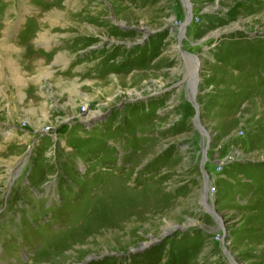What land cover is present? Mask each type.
I'll return each instance as SVG.
<instances>
[{"label":"rangeland","instance_id":"rangeland-1","mask_svg":"<svg viewBox=\"0 0 264 264\" xmlns=\"http://www.w3.org/2000/svg\"><path fill=\"white\" fill-rule=\"evenodd\" d=\"M188 3L0 0V264H264V0ZM51 132L82 145L47 208L22 181L54 182Z\"/></svg>","mask_w":264,"mask_h":264},{"label":"crops","instance_id":"crops-1","mask_svg":"<svg viewBox=\"0 0 264 264\" xmlns=\"http://www.w3.org/2000/svg\"><path fill=\"white\" fill-rule=\"evenodd\" d=\"M55 56H56L55 59L58 60V65L56 64L55 68L56 67L58 68V66L61 64V61L59 63V60H60V57L62 56V54L61 53H58V54L55 53L54 54V57ZM36 62L37 63H34L36 65V67L34 68L35 71L36 70L38 72L39 71H43V72L44 71H52V67L51 68L50 67L43 68V65H44L43 60H41V59L38 58V60ZM39 63H42V64H39ZM67 65H68V63L66 64V66ZM34 70L33 69H30V71H34ZM19 71H20V68H19ZM130 103H133L135 105L138 104L140 106L138 110L136 109L133 112H131L130 109H128L129 117L132 116V115H134V114H136V115L140 116V118H141L140 119V122H139L140 125H136V131L138 133L141 130L144 131V128L146 127V124H144V120H143V117H144L143 114H144V112H148V109L151 108L153 110V116H157V114H158L157 112L160 110V108H162V105L164 104V102L161 100L160 97L159 98H155V99L154 98H149V99H146L144 101L143 100H139V101L130 102ZM143 105H145L144 109H143ZM146 106H148V108ZM113 111H115V110H112L111 113ZM120 111H121V109L120 110L117 109L115 112H120ZM111 113L108 116H110ZM103 115L104 114H101V116H99L98 118H96L97 120L95 119L94 121H92L90 123L84 121V119H80L79 121H77L75 123H73V122L71 123L70 122V124H71V127H73V126H75L77 124H80L81 126L85 127L86 129H91L95 125L96 122H99V121L104 120L105 118H107V116L106 117H102ZM153 118H154V121L158 119V117H153ZM141 121H143V123ZM138 129L140 131H138ZM95 131H98L97 127L93 128V131L92 132H95ZM92 132H91V134H92ZM156 132H158V131H156ZM156 132H154V133L156 134ZM51 134H52V132L50 134H47V135L46 134L40 135L37 138V139H39V142H37V144H38V154L40 156L39 161L42 158H44L46 160H50L51 158L54 159V161L51 162V163H49V164H46V161H44L41 164L42 169L48 175H49V172L50 171H52V170L54 171V173H53V175H55L54 176V178H55L54 179V182H52L53 180H50V181H47L46 183H43L41 185H39V184L34 185L31 182V180L29 179V176L31 174H28V177L26 176L25 177V181H23L24 185H26L29 188V190H30V192L32 194H35L36 195V198L37 199L43 200V202L46 201V205L44 203H43V205L46 206L47 208H51L52 205H53V201H54V199L56 197L57 190L59 189L58 178H60V177L63 176V168L64 167H67V165L64 166V163L66 161H68V159H72L73 157L77 156L79 154V152L81 151V145H82V144L81 145H75L74 142H75V139H76V135H73L72 136V135H70V132L67 133L70 136H67V137L63 138L65 140H72V141L69 142V145L68 144H65L64 141H62L63 139H60L59 140L58 138L54 137V135H51ZM138 135L140 136V134H138ZM90 137H91V135H90ZM90 137H88V139H90ZM17 138H18V136H17ZM21 138L23 139L24 136L21 137ZM62 142L64 144H62ZM124 144H126V143H124ZM2 145H4V142H3V140H0V146H2ZM128 146H129L128 148H130L131 150H132V148H134L135 153H137V152H141L142 151L143 143L140 140H137L136 139L134 141H130V143H129ZM67 149H69L71 152L70 153H67L66 152ZM32 153L33 152H31V155L24 161V163L29 162V163H26L25 164V168H26L27 171H25L24 174H26L27 172L29 173V171L30 172L32 171V159H31ZM160 156L161 155H159L158 157H160ZM30 159H31V161H30ZM161 165L165 167L166 163H163L162 162ZM162 166H160V167H162ZM148 167H149V163H147L144 168H148ZM54 168H55V170H54ZM80 168H81V171L83 173L86 172V167L84 165H82V167H80ZM158 172H159V170H158ZM86 174H87V172L84 175H86ZM157 176H158V174L156 176H154V177H151L150 183L156 184V182L158 180H160V179H156V181H154V178L157 177ZM144 178L146 180L147 178H149V176H144ZM13 179L14 180L12 182H13V184H15L19 178L18 177H14ZM48 184H51V185H48ZM40 186H41V190L38 191V188ZM141 188L142 189L144 188V186L142 184L140 185V189ZM135 189L138 190V187H135ZM245 189L248 190V188H246V187H245ZM19 200L23 201L21 203V206L22 205L23 206H27L28 204L30 205L29 202L26 204V202L24 200H22V199H19ZM255 202H257V201H255ZM40 205L42 206V202H41ZM19 206L20 205H18L16 207H19ZM187 244L184 245V247H183L184 249L190 248V245H187ZM184 253H185V256H183ZM181 258H183V262L182 263H180L179 261H177L176 263L172 262L171 264H186V260L187 261L190 260V254L188 253L187 250H185V252L182 253V256L180 257V259ZM146 261H148V258L145 259L144 261H142V263L144 264ZM153 262L155 264V261L153 259H151L149 261V264H153ZM167 263H168V261H167Z\"/></svg>","mask_w":264,"mask_h":264},{"label":"bare ground","instance_id":"bare-ground-1","mask_svg":"<svg viewBox=\"0 0 264 264\" xmlns=\"http://www.w3.org/2000/svg\"><path fill=\"white\" fill-rule=\"evenodd\" d=\"M185 3L187 4V8L188 9H190V4L185 0ZM190 20V17H187V19H186V23L188 22ZM184 26H185V24H183ZM181 28H183V26L181 27ZM191 59H193V64H194V68H195V70L193 71V74H194V76H193V79H194V83H193V86H192V92H193V90H194V87H195V85L197 84V76H198V72H197V69L199 68V66H200V64L198 63V60H197V58H195V57H193V56H191ZM197 73V74H196ZM197 86V85H196ZM95 115V114H94ZM196 122H197V119H196ZM196 125H198V127L199 128H201V126H200V124H199V120H198V122L196 123ZM203 130V129H202ZM203 133H204V131H203ZM204 177L206 178L207 177V175L204 173Z\"/></svg>","mask_w":264,"mask_h":264},{"label":"water","instance_id":"water-1","mask_svg":"<svg viewBox=\"0 0 264 264\" xmlns=\"http://www.w3.org/2000/svg\"><path fill=\"white\" fill-rule=\"evenodd\" d=\"M187 2H188V0H186ZM190 15H191V11H190V9H188V14H187V17H190ZM190 56V55H189ZM193 56V55H192ZM193 57H195V56H193ZM196 58V57H195ZM197 71H198V69H197ZM197 74V73H196ZM197 91H198V89H197V86L195 85V87H194V90H193V92H192V96H193V101H195V96H196V94H197ZM195 104V103H194ZM195 108H196V110H198V107L195 105ZM197 118V122H198V117H196ZM195 118V119H196ZM199 128V127H198ZM199 130L201 131L202 130V127L201 128H199ZM203 161H204V158H203ZM208 210L210 211V212H212L213 214H215L214 213V211L211 209V208H208ZM216 216V215H215ZM216 219H217V221L219 222V218L216 216ZM232 259V258H231ZM233 260V259H232Z\"/></svg>","mask_w":264,"mask_h":264}]
</instances>
